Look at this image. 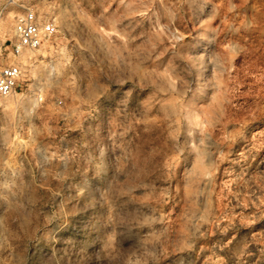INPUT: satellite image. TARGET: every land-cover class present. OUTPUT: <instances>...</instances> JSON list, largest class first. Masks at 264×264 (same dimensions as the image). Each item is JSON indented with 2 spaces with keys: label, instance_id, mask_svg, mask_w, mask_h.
Masks as SVG:
<instances>
[{
  "label": "rangeland",
  "instance_id": "1",
  "mask_svg": "<svg viewBox=\"0 0 264 264\" xmlns=\"http://www.w3.org/2000/svg\"><path fill=\"white\" fill-rule=\"evenodd\" d=\"M13 63L0 264H264V0H0Z\"/></svg>",
  "mask_w": 264,
  "mask_h": 264
},
{
  "label": "built area",
  "instance_id": "2",
  "mask_svg": "<svg viewBox=\"0 0 264 264\" xmlns=\"http://www.w3.org/2000/svg\"><path fill=\"white\" fill-rule=\"evenodd\" d=\"M16 43L10 53L18 57L25 50L34 51L47 42L56 32L53 21L43 18L31 10H26L16 19L13 27ZM21 77L18 64L0 66V100L16 92Z\"/></svg>",
  "mask_w": 264,
  "mask_h": 264
}]
</instances>
